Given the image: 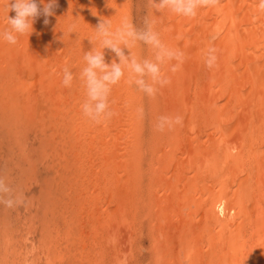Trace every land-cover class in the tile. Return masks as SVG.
Segmentation results:
<instances>
[{"label": "bare ground", "instance_id": "bare-ground-1", "mask_svg": "<svg viewBox=\"0 0 264 264\" xmlns=\"http://www.w3.org/2000/svg\"><path fill=\"white\" fill-rule=\"evenodd\" d=\"M9 2L0 0V32L9 27L8 15H16L9 11ZM145 2L153 29L167 47L184 53V62L175 73L170 69L176 61L162 65L170 83L155 97L129 83L125 69L109 96L115 115L100 125L81 111L87 98L80 79L86 66L83 58L94 47L92 40L97 51H104L106 63L119 62L113 52L100 47L95 27L108 19L115 30L127 19L141 29L135 0H57L47 24L44 16L37 17L33 31L18 36L14 45L0 38L4 130L15 146L20 145L28 166L32 154L24 151L26 135L43 136L38 149L42 159L52 158L50 167L56 168L59 183L55 187L68 202L63 210L69 214V220L65 218L69 235L62 238L57 228L58 233L40 232L44 241H35L30 251L45 256L30 264H61L65 257L69 262L76 258L70 264H132L145 229L150 236L145 235L151 244L150 264H264L260 0H219L214 8L199 9L194 18L157 12L150 0ZM37 3L43 8L40 0ZM210 47L217 57L212 69L205 65ZM132 55L138 61L154 59L142 42L133 46ZM64 68L73 73L71 87L62 85ZM177 115L183 117L182 124L163 132L155 129L158 117ZM10 124L17 126L18 138V133L9 132ZM47 204L52 206V200Z\"/></svg>", "mask_w": 264, "mask_h": 264}, {"label": "clouds", "instance_id": "clouds-1", "mask_svg": "<svg viewBox=\"0 0 264 264\" xmlns=\"http://www.w3.org/2000/svg\"><path fill=\"white\" fill-rule=\"evenodd\" d=\"M157 12L165 10L181 17L194 18L201 8H214L219 0H150ZM43 8H40L37 0H10L8 8L14 10L15 17H7L9 27L0 32V38L9 44H16L18 36L33 31L35 19L44 16V23H48L47 17L54 15L57 0H40ZM259 9L264 11V0H260ZM97 38L102 49H109L118 58L111 64L105 62L104 51H97L94 47L84 55L86 66L80 72V79L86 90V100L81 105L84 117L96 125L110 120L115 113L110 109L109 96L114 85H117L125 75V69L129 73V83L149 97H155L159 88L170 83V79L162 72V65L176 61L171 66V72L178 71L184 62V53L177 49L167 47L160 35L153 29L152 22L146 17L144 27L137 29L127 19H124L119 27L113 30V25L108 19H102L95 27ZM216 39L215 36L212 37ZM137 42L147 45L154 54V59L138 61L132 55V48ZM124 49L130 50L126 55ZM216 49L210 47L205 56V65L212 69L216 65ZM73 73L68 69L63 70L62 85L71 87ZM183 117L160 116L155 124L159 132L171 129L175 125L182 124ZM23 195L15 194L13 189L0 177V204L8 208L23 204Z\"/></svg>", "mask_w": 264, "mask_h": 264}, {"label": "rangeland", "instance_id": "rangeland-1", "mask_svg": "<svg viewBox=\"0 0 264 264\" xmlns=\"http://www.w3.org/2000/svg\"><path fill=\"white\" fill-rule=\"evenodd\" d=\"M141 1V3H140ZM135 3H137V6H140V15L138 16L139 17V21H137V25L139 26V28H143L144 27V18H146L148 15V10L146 9L147 7V3L145 2V0H135ZM143 4V5H142ZM143 9V10H142ZM147 15V16H146ZM137 20V19H136ZM143 20V21H142ZM37 112V111H36ZM1 117V116H0ZM23 119H27L26 117L23 118ZM5 120V119H3ZM7 124V120L5 121H1L0 119V177L4 178L5 182L9 185L10 188L13 189V192L16 194L17 192L19 194H22L23 195V200H24V203L23 204H20V205H17V206H14L12 207L11 209L6 207L4 204H1L0 205V264H30L33 262V260H40L43 258V256H45V253L42 254L41 252L39 253L41 255V257L39 256H35L33 254V252L31 253V245L35 242L36 244H38V242H43V237L45 236H41L43 234L42 231H46V233H44L43 235H46L47 234V231H52V233H58V231H56L55 228L59 229L60 230V234L62 233V238H66V236H68L69 233L67 230L68 228L66 229L65 228V225H66V221L69 220V214L66 213L65 210L63 209H66V206L68 204V202L66 201V203L63 202V197L62 196H65V194H62L60 192V194L58 195L59 191H57V187H55V185H59L58 183V178L55 179V173L53 172V168L50 167L51 165V162L50 161H53L52 158L49 156L48 158L50 159L48 161V158H44L42 159V154H41V151H39L38 147L40 146V141L43 136L42 135H35L33 133H30L31 135H26L27 139H25L27 141V143H25L24 145L27 147L26 149H24V151H27V153H30V155L32 154V158H31V165L28 166V163L26 161L25 163V159H24V156H23V153L21 149H19L20 145L19 146H15L14 144V141L9 138V136L7 137V134H6V128L4 127V125ZM9 124V122H8ZM11 125V124H10ZM4 127V128H3ZM11 128L9 129L11 133L13 134H17V130L15 128H17V126H10ZM8 125H7V129H8ZM5 129V130H4ZM15 129V130H14ZM35 129V128H34ZM38 130V129H37ZM24 132V131H23ZM34 132V131H33ZM15 134V135H16ZM21 134H17V137L18 138ZM36 138H34V137ZM32 138V139H31ZM7 139V140H6ZM6 140V141H5ZM29 142V143H28ZM24 143V141L22 142V144ZM28 144V145H27ZM30 144V146H29ZM39 144V145H38ZM18 145V143H17ZM37 147V148H36ZM19 149V150H18ZM29 149V150H28ZM34 149L35 152H32ZM12 151H15L16 154L14 155ZM3 152V153H2ZM11 155H13V159H11V157H9ZM3 155V156H2ZM48 155V153H47ZM7 156V157H5ZM21 157V158H20ZM18 158V159H17ZM38 158V159H37ZM7 159V160H6ZM17 159V160H16ZM24 159V160H23ZM43 161H42V160ZM44 159H47L44 161ZM3 160V161H2ZM5 160V161H4ZM38 160V161H36ZM18 161V162H17ZM21 161V162H20ZM56 161V160H55ZM15 163L17 164V166L15 165ZM26 165H25V164ZM47 163V164H45ZM58 162H56L54 165H57ZM3 165V166H2ZM23 165V166H22ZM35 165V166H34ZM6 166V167H5ZM8 166V168H7ZM32 166V168L30 167ZM34 166V168H33ZM13 167H16V168H13ZM26 167V168H25ZM23 168V169H22ZM48 168H50L48 170ZM2 169V170H1ZM30 169V170H29ZM13 170V171H12ZM27 170V171H26ZM7 171V172H6ZM32 173H31V172ZM36 171V172H35ZM11 172V173H10ZM49 172V173H48ZM54 174H53V173ZM56 172V171H55ZM5 173V174H4ZM30 173V175H29ZM11 174V178L9 179L8 178V175ZM16 174V176H15ZM28 175V176H27ZM34 175V176H32ZM27 176V177H26ZM30 176V177H29ZM51 176V177H50ZM51 178V179H50ZM24 179V181L22 182V180ZM47 179V180H46ZM53 179V181H52ZM55 179V181H54ZM8 180V181H7ZM10 180V181H9ZM12 180V181H11ZM49 180V182H48ZM43 182V183H42ZM52 182L55 183L52 185ZM20 183V184H19ZM23 183V184H22ZM29 183V184H28ZM25 184L27 186H25ZM20 188V189H19ZM30 188V189H29ZM46 189V190H45ZM20 190V191H19ZM55 190V192H54ZM47 193L49 196H47L45 193ZM47 191V192H46ZM44 193V194H43ZM43 194V195H41ZM34 195V196H33ZM41 195V196H40ZM45 196V197H43ZM43 199L41 201V199ZM57 197V198H56ZM61 197V198H60ZM51 198V199H49ZM54 198V199H53ZM57 200H56V199ZM47 199V200H46ZM59 199V200H58ZM62 199V201H61ZM33 200V201H32ZM52 200V203L53 205L50 206L49 203L50 201ZM32 201V202H31ZM42 203H41V202ZM55 201H59V203L55 202ZM32 204H31V203ZM36 202H40V204H36ZM26 203V204H25ZM46 203V204H45ZM27 204H31V205H27ZM44 204V206L42 205ZM51 204V203H50ZM58 204V205H56ZM62 204V205H61ZM22 205V206H21ZM37 205V206H36ZM47 205V206H46ZM55 205V206H54ZM34 206V207H33ZM49 206V207H48ZM63 206V207H62ZM16 207V208H15ZM27 207L26 211H25V208ZM31 209H30V208ZM40 207V208H39ZM44 207V209H43ZM54 207V209H52ZM57 207V208H56ZM3 208V209H2ZM19 209L18 211L16 209ZM39 208V209H38ZM47 208V210H46ZM59 208V209H58ZM61 208V209H60ZM2 209V210H1ZM7 209V210H6ZM33 209H35L33 211ZM3 210H6V211H3ZM38 210H41L40 212L42 213H39ZM44 210V212H43ZM45 210L47 212H45ZM60 210H62V214L60 212ZM14 211V212H13ZM25 211V212H24ZM29 211V212H27ZM31 211V212H30ZM49 211V212H48ZM55 211V212H53ZM65 211V212H64ZM6 212V213H5ZM11 212V213H10ZM26 213V214H25ZM33 213L35 216H33ZM38 213V214H37ZM47 213V214H45ZM51 213V214H49ZM10 214V215H9ZM30 214L33 216H30ZM40 214H42L40 216ZM45 214V215H43ZM49 214V215H48ZM5 217H4V216ZM65 215V216H64ZM52 218H50V217ZM63 216V217H62ZM12 217V218H11ZM35 217H38V218H35ZM47 217V218H46ZM59 217V218H58ZM17 220H16V219ZM32 218V220H31ZM65 218L67 220H65ZM21 219V220H20ZM42 219V220H41ZM52 219V220H51ZM20 220V222L18 221ZM31 222H30V221ZM58 220V221H57ZM63 220V222H62ZM18 221V222H16ZM35 221V222H34ZM44 221V223H43ZM45 221H49V222H45ZM61 221V223H60ZM65 221V222H64ZM5 222V223H4ZM30 222V223H29ZM34 222V223H33ZM41 222V223H40ZM55 222V223H54ZM57 222V223H56ZM7 223V224H6ZM32 223V224H31ZM48 223V224H47ZM53 223V224H52ZM15 226H13V225ZM49 225L50 227L48 228V226H44L46 228V230L43 229V226L42 225ZM5 225V226H4ZM37 225V226H36ZM41 225V226H40ZM19 226V227H18ZM33 226V227H32ZM25 227V228H24ZM63 227V228H62ZM35 228V229H34ZM42 228V229H40ZM51 228V229H50ZM62 228V229H61ZM24 229V231L22 230ZM27 229V231H25ZM10 230V231H9ZM16 230V232L14 231ZM23 233H22V231ZM30 230V231H29ZM66 230V231H64ZM20 231V232H19ZM50 231V232H51ZM6 232V233H5ZM29 232H30V235H29ZM42 232V234L40 233ZM15 235H14V234ZM22 233V234H21ZM26 233V234H25ZM148 230L145 229L144 230V234L142 236V239H141V242L139 244V246H136L135 250H136V256H135V260L132 261V264H150L148 261L151 257V254L149 252V249H150V240H149V235H148ZM25 234V235H24ZM145 235L149 236L148 239H147V236L145 238ZM8 238H7V237ZM17 236V237H16ZM22 236V237H21ZM30 236V237H29ZM33 236V237H32ZM41 236V238H40ZM4 239H3V238ZM13 237V238H12ZM26 237V238H25ZM12 239V240H11ZM23 239V240H22ZM31 240L29 242V240ZM33 239V240H32ZM2 240V241H1ZM4 240V241H3ZM21 240V241H20ZM15 241V242H14ZM25 243H24V242ZM28 242V243H27ZM5 243H7V246L5 247ZM11 243L13 245H11ZM19 243V244H18ZM61 243H62V240H61ZM80 243V242H79ZM92 243V242H91ZM9 244V246H8ZM21 245V246H20ZM24 245V246H23ZM129 244H127L128 246ZM23 246V247H22ZM40 246V245H39ZM43 246V243L42 245L40 246V248H42ZM45 246V244H44ZM43 246V247H44ZM63 246V245H61ZM60 246V247H61ZM130 246V245H129ZM128 246V247H129ZM5 247V248H3ZM10 247V248H9ZM93 247V246H91ZM141 247V248H140ZM28 248V249H26ZM30 248V249H29ZM39 248V249H40ZM139 248V249H138ZM10 249V250H9ZM12 249V250H11ZM14 249V250H13ZM44 249V248H43ZM138 249V250H137ZM141 249V250H140ZM16 250V252H15ZM31 250V251H30ZM4 251V253H3ZM8 251V252H6ZM14 252V253H13ZM65 252V251H64ZM129 253L131 252V249L129 248ZM149 252V253H148ZM18 253V254H17ZM23 253V255H22ZM128 253V254H129ZM4 256H3V255ZM12 255V256H11ZM27 255V258H25V256ZM8 256V258H7ZM132 256V255H131ZM3 257V258H2ZM36 259H35V258ZM38 257V258H37ZM130 257V256H128ZM31 258V259H30ZM72 258V257H71ZM20 259V260H19ZM28 259V260H27ZM67 258L65 257V261L66 263H63L65 261H61V264H70L72 261H74L76 258H72L71 262H69V260H66ZM125 259V255H122L121 256V260H124ZM18 260V261H17ZM27 260V261H26ZM8 262V263H7ZM14 262V263H13ZM58 264H60L58 262Z\"/></svg>", "mask_w": 264, "mask_h": 264}]
</instances>
